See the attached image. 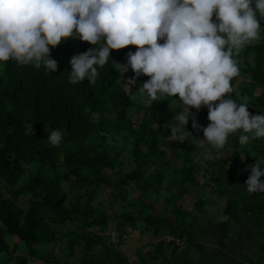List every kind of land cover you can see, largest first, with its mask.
Here are the masks:
<instances>
[{
    "label": "trees",
    "instance_id": "trees-1",
    "mask_svg": "<svg viewBox=\"0 0 264 264\" xmlns=\"http://www.w3.org/2000/svg\"><path fill=\"white\" fill-rule=\"evenodd\" d=\"M260 33L235 56L240 73L227 94L248 103L251 114L264 112V21ZM90 46L74 38L53 47L51 73L11 59L0 66V264H188L181 242L197 241L208 197L225 195L235 180L244 186L247 163L264 157V137L242 146L238 130L224 148H212L200 142L203 130L192 127L191 117L193 134L173 135L170 126L188 106L170 96L145 103L116 69L135 45L112 49L94 83H70V58ZM191 111L199 124L210 122L206 106ZM55 128L63 133L58 145L47 139ZM225 214L233 223L262 222L263 192L240 190ZM138 229L156 241L131 262L119 243Z\"/></svg>",
    "mask_w": 264,
    "mask_h": 264
},
{
    "label": "clouds",
    "instance_id": "clouds-1",
    "mask_svg": "<svg viewBox=\"0 0 264 264\" xmlns=\"http://www.w3.org/2000/svg\"><path fill=\"white\" fill-rule=\"evenodd\" d=\"M262 21L264 0H0V66L11 59L43 65L51 73L57 68L52 48L79 38L91 46L70 58L69 81L77 84L87 78L94 83L98 66L108 64L112 49L135 45L125 63L115 62L116 69L133 70L128 86L139 83L142 74L149 77L137 90L145 103L170 96L188 106L170 126L173 135L186 139L193 134L187 127L191 117L192 127L203 130L202 143L222 149L229 135L241 130L243 146L264 137V112L251 114L248 103L227 94L240 73L235 56L260 39ZM202 106L208 109L206 127L191 111ZM26 132L33 134V124ZM47 139L58 145L63 133L52 129ZM205 156L212 158L207 148ZM249 168L246 190L264 192V157L258 155L244 170Z\"/></svg>",
    "mask_w": 264,
    "mask_h": 264
},
{
    "label": "crops",
    "instance_id": "crops-1",
    "mask_svg": "<svg viewBox=\"0 0 264 264\" xmlns=\"http://www.w3.org/2000/svg\"><path fill=\"white\" fill-rule=\"evenodd\" d=\"M245 172L250 173L251 169ZM247 178H243V184ZM236 181L231 182L225 195L208 197L197 241L180 248L181 254L188 257V264H264V220L244 225V220L240 224L229 222L225 214L230 200L240 190H246Z\"/></svg>",
    "mask_w": 264,
    "mask_h": 264
},
{
    "label": "rangeland",
    "instance_id": "rangeland-1",
    "mask_svg": "<svg viewBox=\"0 0 264 264\" xmlns=\"http://www.w3.org/2000/svg\"><path fill=\"white\" fill-rule=\"evenodd\" d=\"M123 74L124 75H123L122 81H123V85L125 86V88H127V89L137 88L138 89L139 84H131L128 86L129 78L132 77L131 74L128 71L123 73ZM200 142H201V140H200ZM202 163H203V161H202ZM251 164H253L252 161H249L247 163V165H251ZM249 175H250V173L244 172L243 178L248 177ZM204 177L199 178L201 182L203 181ZM260 179L264 181V176H261ZM209 194H210V196L212 195L211 193H209ZM206 195H207V193L205 194V196ZM162 199H163V195L159 194L158 200H162ZM187 199L189 200V198H187ZM22 203H24V202H22ZM190 203L191 202L188 201V204L190 205L189 207L192 208V205ZM188 204H186V205H188ZM116 207H119V206L117 205ZM199 215L201 216L202 214H199ZM109 228H110L109 230L114 229L113 232L117 229L114 221L111 222ZM149 235H150V233H148V232L142 233V232H140L139 229L138 230H131L130 233L126 234L124 236V239L119 243L120 247L125 252V254L129 257L131 262H135L138 259L140 250H142V252H147V251H148V253L152 252L153 248L150 246V243H151V241L155 242L156 238L151 240V237ZM157 242H158V240H157ZM183 242H185V241L181 242V246L184 245ZM53 251H54V253H58V248H55ZM21 252H23V251H21ZM175 257H176V255H173V258H175Z\"/></svg>",
    "mask_w": 264,
    "mask_h": 264
},
{
    "label": "built area",
    "instance_id": "built-area-1",
    "mask_svg": "<svg viewBox=\"0 0 264 264\" xmlns=\"http://www.w3.org/2000/svg\"><path fill=\"white\" fill-rule=\"evenodd\" d=\"M110 237H111V241H118L119 240V234L116 233L115 231L110 234Z\"/></svg>",
    "mask_w": 264,
    "mask_h": 264
}]
</instances>
